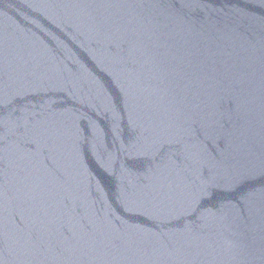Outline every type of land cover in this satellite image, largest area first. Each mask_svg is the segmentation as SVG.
<instances>
[{
	"label": "water",
	"instance_id": "obj_1",
	"mask_svg": "<svg viewBox=\"0 0 264 264\" xmlns=\"http://www.w3.org/2000/svg\"><path fill=\"white\" fill-rule=\"evenodd\" d=\"M0 264H264V0H0Z\"/></svg>",
	"mask_w": 264,
	"mask_h": 264
}]
</instances>
